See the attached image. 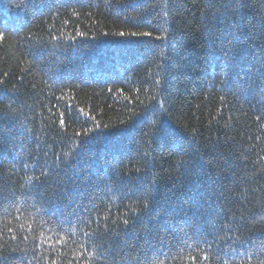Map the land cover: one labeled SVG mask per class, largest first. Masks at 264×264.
I'll use <instances>...</instances> for the list:
<instances>
[{
	"label": "trees",
	"instance_id": "1",
	"mask_svg": "<svg viewBox=\"0 0 264 264\" xmlns=\"http://www.w3.org/2000/svg\"><path fill=\"white\" fill-rule=\"evenodd\" d=\"M230 5L0 0V264H106L80 248L93 251L90 240L100 255L115 249L109 264L129 248L222 264L199 249L207 239L218 254L214 236L229 224L240 264L247 242L264 238L252 219L264 201V52L253 36L233 45L234 61L224 55ZM261 12L264 0L241 9L253 23ZM54 231L68 239L55 252L41 243Z\"/></svg>",
	"mask_w": 264,
	"mask_h": 264
},
{
	"label": "snow or ice",
	"instance_id": "2",
	"mask_svg": "<svg viewBox=\"0 0 264 264\" xmlns=\"http://www.w3.org/2000/svg\"><path fill=\"white\" fill-rule=\"evenodd\" d=\"M165 6H167V0H165ZM213 5L209 4L208 7H212ZM246 7V0H232V5L229 6L231 11V17L229 22V27L233 29V31L230 33V39L228 38V35H225L224 38L227 40V48L224 50V55L228 57L230 60H235L237 52L236 49L233 47L234 44H239L243 39H252L253 36H258L259 40L262 42L258 47H260V50L264 52V12H261L259 17L256 18L255 22L247 21L245 17L241 15V9ZM164 17L167 18L169 13L165 11L163 13ZM167 22V21H165ZM165 37L168 35V29L164 30ZM120 35H125V33H119ZM133 36H151V32H132L129 33ZM79 35H84L83 33H79ZM3 38V33H0V39ZM161 37H157V39H160ZM55 39V38H54ZM156 83H159L157 81ZM7 95L6 92H4L2 89H0V96ZM11 107L10 105L8 106ZM83 111V110H81ZM65 114H60L59 124L61 128L66 127L65 122ZM257 120H260L261 117L257 116ZM99 127V125H97ZM107 127V126H105ZM151 128V134L154 136L160 135L162 133L163 129L160 126V122L153 121L150 125ZM92 131L91 129L85 130L83 132V135H88V133ZM0 132H2V129H0ZM76 135H81V133H76ZM72 152H66L63 153L64 157L67 159L69 156H71ZM43 175H47V173H42ZM29 181H31V177L28 178ZM35 179H39V177H36ZM144 209H147L149 207V201L145 199ZM39 211V210H38ZM135 211V210H134ZM259 216H253V220L259 219L260 221L264 222V201L261 202L260 208H259ZM245 217L241 216L240 220L243 221ZM41 224H46L45 221H41ZM85 224V227H89L93 223L91 219H87L83 222ZM124 225H129L128 220L123 221ZM29 230L32 229V225H28ZM20 228H24V224L20 225ZM229 231L225 233V235L220 237L214 236V242L218 245V248L216 250V253L214 254L212 251L213 244L210 243L207 239H205L203 242L207 245V249H199L202 253V257L204 260H210V257L212 255H215V261L221 262L222 256L227 257L226 259L222 260V264H235V262L231 259L233 256L238 255V249L235 248L233 245L236 244V240L238 238L233 239L231 236V224L228 225ZM9 232H12V229H8ZM72 235L75 236L76 232L75 229L71 230ZM54 235L58 236V239L53 241L52 237L49 236L47 238H44L41 240L42 244L49 245L53 252L56 251L57 245H66L68 243V239L65 235H62L60 232L53 233ZM85 236L92 237L95 235V230L90 229L88 232L84 233ZM41 237H44V233H40ZM15 235L12 236V239H15ZM27 239V237H25ZM231 241V243H229ZM89 243L92 244L93 251H88L87 248L84 247L83 244L80 245V248L83 249V252H87V255L89 257H95L100 256V259L105 260L106 264H109L108 258L112 256V253L115 251V249L111 250H105L104 255H100L98 249L101 247L99 245H96L92 243L90 240ZM221 243L228 244L229 250L224 251L223 247H219ZM250 246L249 249H245L244 255L241 257L240 264H253V260L255 259V264H264V238L260 239L259 241H252L249 240L247 242ZM147 244V241H146ZM4 245H0V248H3ZM37 247H40V244H37ZM126 247H129L126 245ZM136 251V249L129 248L128 253H124L123 255H120V261L123 262L126 261L127 264H165L164 260H151L149 261L147 258V253H144V255L141 257L140 255L132 256L131 252ZM83 252H73V256L82 255ZM30 264V262H29ZM51 264H57L56 259H52ZM68 264H71V261L68 262ZM110 264H116L115 258L113 257Z\"/></svg>",
	"mask_w": 264,
	"mask_h": 264
}]
</instances>
